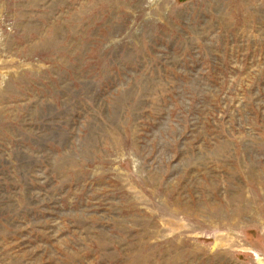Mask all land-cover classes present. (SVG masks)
<instances>
[{"label": "rangeland", "instance_id": "obj_1", "mask_svg": "<svg viewBox=\"0 0 264 264\" xmlns=\"http://www.w3.org/2000/svg\"><path fill=\"white\" fill-rule=\"evenodd\" d=\"M0 264H264V0H0Z\"/></svg>", "mask_w": 264, "mask_h": 264}]
</instances>
